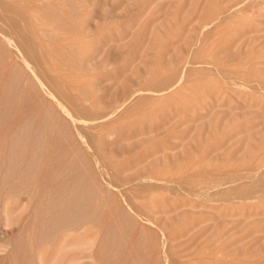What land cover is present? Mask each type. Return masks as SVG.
<instances>
[{
  "label": "rangeland",
  "instance_id": "obj_1",
  "mask_svg": "<svg viewBox=\"0 0 264 264\" xmlns=\"http://www.w3.org/2000/svg\"><path fill=\"white\" fill-rule=\"evenodd\" d=\"M4 93L0 109L15 118L0 134L47 109L89 136L99 180L103 167L106 179L132 181L109 190L106 216L70 231L52 223L57 194L32 186L24 162L4 168L0 264H103L90 258L98 239L125 227L114 221L141 190L152 193L142 212L157 252L264 264V196L232 192L246 171L264 174V0H0Z\"/></svg>",
  "mask_w": 264,
  "mask_h": 264
},
{
  "label": "bare ground",
  "instance_id": "obj_2",
  "mask_svg": "<svg viewBox=\"0 0 264 264\" xmlns=\"http://www.w3.org/2000/svg\"><path fill=\"white\" fill-rule=\"evenodd\" d=\"M4 94L0 99L2 101L7 97L6 93ZM45 112L44 116L40 115L38 122H36V114H29L25 117L20 116L18 122L16 119L12 121L16 125L12 131L0 134V158L5 160L3 164H0V172L4 168L12 169L19 162H24L21 172L23 173L22 175H33L31 183L29 182L32 186L41 187V190L48 189L50 193L54 191L53 193L57 194L54 210L61 215L52 217V223L60 226L61 229L77 231L82 226L80 225L81 222L82 224L95 223L100 220V217L106 216L104 208L109 200V190L112 189L113 185L118 189L119 187L126 186V184L132 181V177L123 181L125 184H121L113 178L108 177L106 179L101 171L103 167H101L98 171L100 175L99 180L94 175L96 172H92L93 169L89 164L88 156L94 150L90 145L89 136V139L85 138V135L82 134L78 127H71L73 125H70L59 114L50 113L47 109ZM64 112L69 119H72L70 111L65 110ZM49 113L51 117H49ZM1 114H6L5 117H0V121L2 122H9L15 118L12 117L13 112L9 115L6 111L0 109V116ZM44 120L46 123L42 131H40V121L43 123ZM57 121L61 122L62 127L55 126V122ZM55 135L57 138H54ZM62 135L68 138L65 142L61 141L60 137H63ZM79 143H83L85 148L80 147ZM41 157L43 160L53 158L57 161L56 166L52 168L41 165L39 163ZM96 162V160L93 162L94 168ZM41 171L50 177L47 181L40 180ZM248 174L249 171L244 173V177H247L248 180L246 179L241 184L233 187L232 192L245 197L264 196V174L257 179H252L251 175ZM256 187H258V190L255 189ZM134 193L135 197L142 199V201L135 203L132 195H127L124 198V206L126 207H124L125 209L121 213L122 216H120V219L114 221L116 224L122 222L125 227L108 229V237L98 239L97 248L93 253L90 252V258L99 259L103 264H181L171 258V254L173 253L172 247L167 245L159 247L158 249H162V252L159 253L153 246L156 242L159 243L153 228L149 226V223L153 219L150 217V214L145 215L142 212L146 211L148 202L153 200L152 193L144 190ZM107 213H109V210ZM140 215L144 216V218L139 217ZM70 231H64L60 239L69 236L71 234ZM128 234H131L129 238L126 237ZM95 237L93 238L96 239ZM93 238L91 241L94 240ZM162 238H165L163 233ZM91 241L89 242L91 243ZM106 246L107 249L104 250ZM86 257H89V255ZM69 260L71 263L78 262V259L74 258Z\"/></svg>",
  "mask_w": 264,
  "mask_h": 264
}]
</instances>
